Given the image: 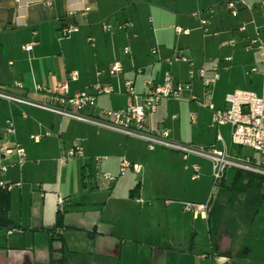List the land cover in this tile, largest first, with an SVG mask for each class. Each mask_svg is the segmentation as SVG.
I'll return each mask as SVG.
<instances>
[{"label": "crops", "instance_id": "0c3cea01", "mask_svg": "<svg viewBox=\"0 0 264 264\" xmlns=\"http://www.w3.org/2000/svg\"><path fill=\"white\" fill-rule=\"evenodd\" d=\"M235 1L0 0V88L49 104L50 97L34 86L51 91L75 72L69 97L107 84L112 92L96 97L95 113L118 111L128 102L125 81L141 96L144 81L160 85L169 71L191 90L181 101L160 100L146 125L167 129L177 143L213 147L254 163L243 154L249 148L231 143L229 125L210 127L212 113L203 106L209 101L224 110L235 90L260 93L264 66L248 45L255 28L264 40V0H245L251 10L238 7L233 17L227 4ZM69 12L78 30L59 39ZM30 43L31 51L22 50ZM114 63L120 71L110 75ZM201 69L206 78L218 76L206 96ZM8 123L12 134L5 132ZM32 135L42 138L35 143ZM74 144L82 157L61 165L59 157ZM3 145H18L26 160L19 165L15 155H0L7 167L0 170V183L14 185L0 188V199L7 200L0 264H264L262 177L226 169L214 186L205 158L184 159L161 147L150 151L140 139L0 99ZM121 159L139 165L140 172L127 169L119 176ZM186 204L207 209L193 214Z\"/></svg>", "mask_w": 264, "mask_h": 264}, {"label": "built area", "instance_id": "2783aa9c", "mask_svg": "<svg viewBox=\"0 0 264 264\" xmlns=\"http://www.w3.org/2000/svg\"><path fill=\"white\" fill-rule=\"evenodd\" d=\"M14 1L17 2L18 0ZM47 5L50 4L48 3ZM238 7L246 10H251L252 8L245 0H236L235 2H229L227 4L229 14L233 17L237 15ZM73 15V12L68 13L67 20L63 23L62 28L59 29V39L66 38L71 33L78 30L77 26L71 21ZM205 24L206 21H201L202 26ZM108 29V26H103L105 32L108 31ZM177 31L180 32V29H177ZM34 45L35 43L24 45L22 46V50L29 52ZM248 48L257 51L261 64L264 66V40L258 37L256 28L255 38L250 40ZM125 52L128 53V49H125ZM153 52L154 51H152V53ZM175 59L187 61L184 57L176 56ZM224 60L230 61V58H225ZM119 71V64L114 63L109 70V74L115 75ZM260 75L261 87L259 94L235 90L226 96L227 108L224 110L214 109L209 101L205 102L203 106L212 113L210 127L229 125L231 129V143L233 145L249 148L264 157V70H262ZM76 77L77 74L75 72L69 73L66 81L60 83L51 91L39 85H35L33 91L42 92L46 96L48 95L52 102L49 104L37 103L12 95L2 88H0V99L37 108L56 114L61 118L91 124L98 128L115 131L128 137L140 139L146 143L150 151L156 147H161L181 153L184 159L189 155L205 158L211 162L214 186L222 179L226 169H235L264 177V165H256L249 159L237 160L230 158L226 156L224 152L217 151L213 147L203 148L195 145L177 143L170 139L167 129L153 130L146 125V118L155 112L160 100L171 99L181 101L184 93L191 90V85L189 83L175 82L169 71L164 73L160 85H154L151 81H144V93L141 96H138L134 92L132 81H125V95L128 99L125 108L118 111L98 110L96 113V97L101 94H110L112 92L111 88L107 84L96 83L69 97L68 82L76 80ZM199 77L202 81L204 95L206 96L218 76L214 75L211 78H206L205 71L201 69L199 71ZM13 86L15 88L21 87L19 83H14ZM57 103L59 105H57ZM5 132L8 134L14 132L11 124L8 123ZM49 135V133L45 134V136ZM41 138V135L30 136V139L35 143H38ZM7 154L15 155L17 157V164L19 165L23 164L26 160L24 149L18 145H3L0 148V155L4 157ZM81 157V147L78 144H74L70 149L62 153L58 160L61 165H64L72 159H79ZM98 161V158L95 159L96 163H98ZM6 169L7 167L2 164V158L0 157V170L5 171ZM127 169H131L135 173L140 172L139 165L131 164L121 159L118 175H123ZM193 171L194 175L192 176V180H195L198 177V167L193 166ZM96 177L111 183L116 180L115 176L107 173H98ZM13 186L14 185L0 183V188L4 190H10ZM55 199L59 205L64 202V199L57 195H55ZM138 201L141 202L140 200ZM206 209L207 206L196 204H186L184 208L186 212H192L193 214H204ZM54 234H60V229H55Z\"/></svg>", "mask_w": 264, "mask_h": 264}, {"label": "trees", "instance_id": "16d2710c", "mask_svg": "<svg viewBox=\"0 0 264 264\" xmlns=\"http://www.w3.org/2000/svg\"><path fill=\"white\" fill-rule=\"evenodd\" d=\"M243 171H237V173H241ZM243 173H246V174H249V175H254V174H251V173H247V172H243ZM255 176H258V175H255ZM261 177V176H259ZM264 178V177H262ZM218 184V183H217ZM6 210H7V200H6V197L5 196H2L1 199H0V219L2 222H5V214H6ZM59 264H61V259L58 260Z\"/></svg>", "mask_w": 264, "mask_h": 264}, {"label": "rangeland", "instance_id": "374dc122", "mask_svg": "<svg viewBox=\"0 0 264 264\" xmlns=\"http://www.w3.org/2000/svg\"><path fill=\"white\" fill-rule=\"evenodd\" d=\"M243 154L246 157H251L252 161L254 162V164L256 165H261L264 164V157H262L260 154L255 153L249 149H243ZM212 181L214 182L213 176H212Z\"/></svg>", "mask_w": 264, "mask_h": 264}]
</instances>
